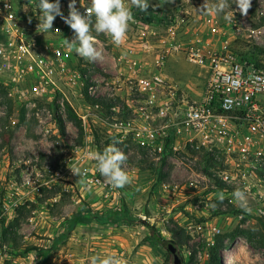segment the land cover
I'll list each match as a JSON object with an SVG mask.
<instances>
[{
	"label": "rangeland",
	"instance_id": "obj_1",
	"mask_svg": "<svg viewBox=\"0 0 264 264\" xmlns=\"http://www.w3.org/2000/svg\"><path fill=\"white\" fill-rule=\"evenodd\" d=\"M204 2L149 0L147 12L132 7L134 22L120 47L95 32L93 16L103 59L89 62L72 50L66 64L67 70L78 64L87 76L74 81L66 71L62 91L51 86V98L12 99L0 89V243L6 245L0 264H90L93 256L109 254L128 264H174L169 244L182 264H212L215 252L223 264H264V155L255 170L249 163L237 169L181 140L162 155L114 134L113 116L129 113L126 83L122 90L114 84L124 50L125 70L129 48L141 63L166 54L164 71L193 97L203 92L208 74L190 60L192 50L233 51L264 69V0H252L247 16L227 0L231 21L201 15ZM58 39L53 32L37 38L36 52ZM91 85L98 103L87 99ZM78 113L87 115V124ZM110 145L127 156L123 167L132 183L121 189L108 184L92 158V150ZM73 168L85 174L78 177ZM238 188L251 212L234 201Z\"/></svg>",
	"mask_w": 264,
	"mask_h": 264
},
{
	"label": "built area",
	"instance_id": "obj_2",
	"mask_svg": "<svg viewBox=\"0 0 264 264\" xmlns=\"http://www.w3.org/2000/svg\"><path fill=\"white\" fill-rule=\"evenodd\" d=\"M69 3L70 0H60L64 16L68 15ZM38 5L39 0H0V89L12 99L51 98L50 87L62 91L59 84L66 71L74 81L87 76L78 64L66 68L73 52L65 45V39L71 41L74 33L59 16L50 31L57 34L58 42L45 43V52H36L37 38L47 34L36 30ZM90 6V0H77L81 14ZM66 31L69 33L64 37ZM126 52L128 70L124 50V54L118 53V60L123 63L118 66L120 78L114 84L118 85L115 89L122 90L126 83L129 113L125 118L113 116L112 125L117 127L114 134L152 145L162 155L171 148L177 150L181 140L185 148L198 147L212 156L222 155L237 169L248 163L254 170L257 168L259 157L264 155L260 148L264 141L263 68L245 62L233 51L220 54L192 50L190 60L203 66L208 74L203 92L193 97L164 71L166 54L148 64L135 59L133 49ZM27 81L29 86L25 85ZM95 92L91 85L88 93L93 96ZM228 98L234 101L230 110L224 107ZM78 114L87 124V115ZM89 180L102 183L94 176ZM2 248H6L3 242Z\"/></svg>",
	"mask_w": 264,
	"mask_h": 264
},
{
	"label": "clouds",
	"instance_id": "obj_3",
	"mask_svg": "<svg viewBox=\"0 0 264 264\" xmlns=\"http://www.w3.org/2000/svg\"><path fill=\"white\" fill-rule=\"evenodd\" d=\"M165 2H170V0H165ZM76 3L77 0H70L68 15L64 16L61 11L60 0H55V2L39 0L40 15L36 30L43 34L50 32L56 17L59 16L74 33V39L71 41L65 39V45L89 62L103 59L102 50L97 47L96 37L92 34L93 16L95 18V32L106 34L115 46L120 47L126 40L130 23L134 22L131 8L135 7L141 12H147L150 7L149 0H90L91 6L85 8V13L81 14ZM234 4L241 15L247 16L252 6V0H234ZM159 6L162 5H155V7ZM228 9H230V5L227 0H216L214 4H209V0H205L199 12L201 15L224 14V19L231 21L234 18V12L233 10L227 11ZM29 22H31V18H29ZM233 103L231 98L226 99L224 101L225 109L230 110ZM92 158L96 162L100 175L113 188L121 189L132 183V177L123 167L127 161V156L120 148L110 145L103 152L93 153ZM71 170L78 177L84 175L80 168ZM79 182L84 183L83 180H79ZM232 196L242 211L251 212L248 197L244 190L238 188L232 193ZM218 199L221 202L224 200L223 193L219 194ZM211 207H215V204ZM90 264H128V262L119 256L109 254L93 256Z\"/></svg>",
	"mask_w": 264,
	"mask_h": 264
},
{
	"label": "trees",
	"instance_id": "obj_4",
	"mask_svg": "<svg viewBox=\"0 0 264 264\" xmlns=\"http://www.w3.org/2000/svg\"><path fill=\"white\" fill-rule=\"evenodd\" d=\"M87 96V99L89 101H91L92 103H98V101H95V99L93 98L92 95H90L89 93L86 95ZM99 100V99H98ZM95 141L96 143H98L99 141L97 140L98 137L95 135ZM107 144V143H106ZM106 146V145H105ZM105 149V147H101V151H103ZM212 264H223V260H222V257L221 255H217V253H213V258H212Z\"/></svg>",
	"mask_w": 264,
	"mask_h": 264
},
{
	"label": "water",
	"instance_id": "obj_5",
	"mask_svg": "<svg viewBox=\"0 0 264 264\" xmlns=\"http://www.w3.org/2000/svg\"><path fill=\"white\" fill-rule=\"evenodd\" d=\"M169 249L172 252L173 256H174V264H182V260L180 258V256L177 253V247L174 246L173 244H169Z\"/></svg>",
	"mask_w": 264,
	"mask_h": 264
},
{
	"label": "bare ground",
	"instance_id": "obj_6",
	"mask_svg": "<svg viewBox=\"0 0 264 264\" xmlns=\"http://www.w3.org/2000/svg\"><path fill=\"white\" fill-rule=\"evenodd\" d=\"M226 264H232V261H227V260H226Z\"/></svg>",
	"mask_w": 264,
	"mask_h": 264
}]
</instances>
